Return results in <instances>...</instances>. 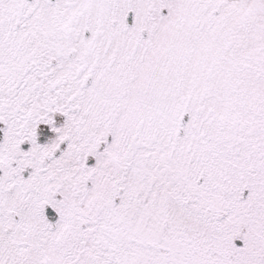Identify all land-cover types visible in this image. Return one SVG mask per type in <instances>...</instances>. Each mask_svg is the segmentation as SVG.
I'll use <instances>...</instances> for the list:
<instances>
[{
  "label": "snow or ice",
  "instance_id": "6c2138e0",
  "mask_svg": "<svg viewBox=\"0 0 264 264\" xmlns=\"http://www.w3.org/2000/svg\"><path fill=\"white\" fill-rule=\"evenodd\" d=\"M0 264H264V0H0Z\"/></svg>",
  "mask_w": 264,
  "mask_h": 264
}]
</instances>
